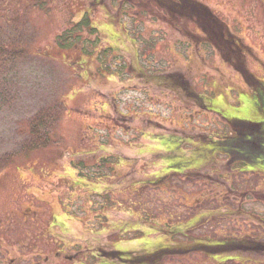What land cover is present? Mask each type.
Listing matches in <instances>:
<instances>
[{
	"label": "rangeland",
	"instance_id": "rangeland-1",
	"mask_svg": "<svg viewBox=\"0 0 264 264\" xmlns=\"http://www.w3.org/2000/svg\"><path fill=\"white\" fill-rule=\"evenodd\" d=\"M95 1L4 0L5 13L0 8L11 22L26 23L30 49L9 96L0 97V157L11 156L0 169V237L7 216L20 210H38L45 223L40 210L62 209L69 226L65 237L56 228V240L72 246V264H264V246L160 249L169 241L166 210L182 209L167 218L168 228L196 213L194 234L264 227L252 217L264 220V200L242 201L241 213L230 201L235 211L225 216V201L204 195L233 170L225 155L216 152L198 170L177 164L182 155L190 159L193 141V162L210 148L257 152L225 138L232 128L246 129L230 122L261 121L264 129V0H196L214 19L147 0ZM86 11L97 33L70 32ZM56 102L51 140L21 151L29 119ZM257 157L261 174L249 172L248 183L264 177V149ZM97 193L115 199L99 218Z\"/></svg>",
	"mask_w": 264,
	"mask_h": 264
},
{
	"label": "flooded vegetation",
	"instance_id": "flooded-vegetation-1",
	"mask_svg": "<svg viewBox=\"0 0 264 264\" xmlns=\"http://www.w3.org/2000/svg\"><path fill=\"white\" fill-rule=\"evenodd\" d=\"M222 37L226 38V35H223ZM189 60L191 61L192 59L189 58L185 61L187 63H185V65H191ZM237 122L243 124L250 121ZM228 124L232 123L230 122ZM250 125L247 124V126H245L246 129L232 128L230 133L233 134H228V137H226L225 140L229 141L235 139L236 141L241 142L242 145L249 147L251 150H257V152H253V154H250L248 150L244 153L232 150L219 152L210 148L209 150H205L206 153L201 160L193 162L191 158L195 157L199 146V144L193 141V150L190 153V159L184 158L182 155L180 156L179 162H177V164L182 163L183 165L187 163L189 165L185 166L186 168L191 167L192 169L198 170L202 163L207 162L208 158L213 157V155L218 152L226 156L225 158L228 160V163H236L230 173H227L225 176L222 175L221 177L217 176L220 179V182H218V184L216 183L219 187L215 188V192L212 194H208L211 193L210 191L206 194L203 193L204 195H211L215 198H219V200L225 201V206L230 208L225 210V216H231V213L235 211V209H231L232 205H229L228 203L230 201H234L237 204V211L241 213L243 212L241 209L242 201L264 200V184L261 182L264 181V177L255 183H248L246 180V176L249 172L253 173L257 170L256 173L261 174L259 164H257V156L258 153L264 149V129L262 128V122L252 121L250 122ZM161 149L162 148H160V150ZM175 149L177 155L182 151L177 147ZM159 160L162 159L159 158ZM180 170L181 169H179L178 172H180ZM168 172L169 170H166L164 174H167ZM215 174H219V172L215 170ZM97 196H100L101 198H99L98 209L95 213V216L99 218L105 216V212H112V209H109V206L105 204L106 200H109L112 202L111 204H113V202L115 203V199L112 196H109V199H104V194L102 193H97ZM183 199L186 200L187 198H183V196L177 198V203H180L181 206L183 205ZM199 199L198 195L191 200H193V203H198ZM61 211L63 210L60 209L59 212L62 213ZM37 212L38 210L25 209L16 212V215H13L14 218H9V216H7L6 222L10 223V225H5L2 228V235L0 237V264H72L71 259H73V255L70 250L72 246L68 245L67 242L62 241L60 238L58 241L56 240V228H59L60 235L65 237L66 233L62 234V232H64V229L69 226L68 223L62 220V215L60 213H53L51 209H42L40 210L42 215H48L47 217L49 218L44 220L45 223H43L38 218L39 216ZM80 212L85 215L88 211L81 209ZM178 212H182V209L175 213L166 210L162 216L164 224L166 223L165 228L167 229L164 235H167L169 241L165 247L160 248L161 251L188 247L191 249H226L224 253H232L231 251H236L240 248L245 249L248 247L256 248L264 246V227L262 226L250 230L244 228L243 234H239V231L235 227L236 230L232 229L233 226L230 227V229H227L226 225L222 228H218V230L214 229L209 235H200L198 232L194 234L195 231L192 229V233L189 228L195 227L193 226V223L198 220V215L196 213L192 214L186 220L183 218L181 221L176 222V225H171L170 228H168L167 218L173 215H178ZM253 216H257V219L264 223L263 217L257 215V212L252 215V217ZM233 232L236 234H233ZM189 233L192 234L190 237L191 239L184 241V238H189L187 235ZM73 251L74 257H76L78 252L77 250ZM153 252H146L144 258L141 255H129L128 262L132 263L138 260H145V258L150 256Z\"/></svg>",
	"mask_w": 264,
	"mask_h": 264
},
{
	"label": "trees",
	"instance_id": "trees-1",
	"mask_svg": "<svg viewBox=\"0 0 264 264\" xmlns=\"http://www.w3.org/2000/svg\"><path fill=\"white\" fill-rule=\"evenodd\" d=\"M153 3H156L160 6H163L170 10V8L178 11V8H193L201 14V18L208 15V17L213 18V14L211 13L198 1L196 0H147ZM100 0H96L95 3L98 4ZM35 3V2H34ZM39 3V1H38ZM33 5V3H32ZM4 0L0 1V8L5 13ZM90 12H83L80 16L79 20L73 24V29L71 28L69 31L72 32L76 29L78 32L80 30L86 29L89 33H97L96 28L92 25V18L89 14ZM210 15V16H209ZM2 21L0 22V97L1 99H5L9 96V84L12 82L11 76L14 75V71L18 64L24 61L29 56V36L26 35V23L22 22L17 25V23L11 22L14 19L12 17L5 16L3 14L0 15ZM214 19V18H213ZM67 31V32H69ZM58 38L60 37L57 36ZM70 37V36H67ZM57 38V39H58ZM65 41L70 39H63ZM27 41V43H26ZM61 47L65 48L63 43H60ZM252 79V78H251ZM255 82L256 84V80ZM256 87V86H255ZM60 103L56 102L53 106V110L51 108L42 110L34 114L27 124V138L21 144V151L33 150L40 147H43L47 144V141L51 140V134L48 133L49 126L56 123L58 119V105ZM62 110V109H61ZM235 126H247L248 123L236 122L233 123ZM250 125V124H248ZM251 126V125H250ZM249 126V127H250ZM9 154H3L0 157V169L3 168L10 160ZM81 168V167H79ZM78 169V167H76ZM80 174V173H79ZM82 175V174H81ZM191 249V248H190ZM201 249V248H195ZM210 249V248H206ZM222 253L226 251V249L221 250Z\"/></svg>",
	"mask_w": 264,
	"mask_h": 264
}]
</instances>
